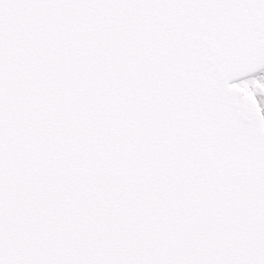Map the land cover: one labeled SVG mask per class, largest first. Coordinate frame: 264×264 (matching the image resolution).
Segmentation results:
<instances>
[{
    "label": "snow or ice",
    "instance_id": "6c2138e0",
    "mask_svg": "<svg viewBox=\"0 0 264 264\" xmlns=\"http://www.w3.org/2000/svg\"><path fill=\"white\" fill-rule=\"evenodd\" d=\"M0 264H264V0H0Z\"/></svg>",
    "mask_w": 264,
    "mask_h": 264
}]
</instances>
